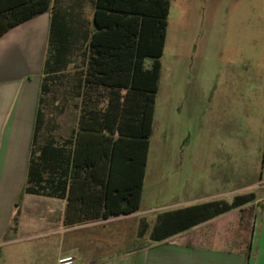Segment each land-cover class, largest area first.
I'll use <instances>...</instances> for the list:
<instances>
[{
    "label": "rangeland",
    "instance_id": "rangeland-1",
    "mask_svg": "<svg viewBox=\"0 0 264 264\" xmlns=\"http://www.w3.org/2000/svg\"><path fill=\"white\" fill-rule=\"evenodd\" d=\"M55 3L71 16L77 28L71 41L80 45L73 49L51 93L48 81L41 105V136L50 133V126L56 128V134L66 136L76 123L75 103L79 101L71 87L85 70L82 33L92 28V0ZM47 12L5 36L19 44L18 59L25 60L32 72L39 60L42 63L47 46ZM159 60L161 70L140 208L126 226L120 221L110 226L101 221V229L96 225L77 233L96 240L101 232L99 249L95 243L81 247L85 253L94 251L81 264H129L131 257L120 259L117 250L125 252L147 245L145 236L133 241L142 217L149 220L167 210L210 200L226 187L237 192L260 191L251 183L260 175L264 179V0H169ZM21 194H17L13 205L19 204ZM41 214L48 217V210L43 207ZM243 215L247 219L242 224L237 211L228 222L230 225L234 221L235 239L245 234L242 231L250 226L254 213L246 208ZM19 217L21 212L15 208L11 225ZM110 227L118 235L123 232L119 247L107 239ZM26 228L15 235L11 228L3 235V242L18 239L0 247V264H56L58 255L78 252L67 242V232L35 236Z\"/></svg>",
    "mask_w": 264,
    "mask_h": 264
},
{
    "label": "trees",
    "instance_id": "trees-1",
    "mask_svg": "<svg viewBox=\"0 0 264 264\" xmlns=\"http://www.w3.org/2000/svg\"><path fill=\"white\" fill-rule=\"evenodd\" d=\"M92 5V28L81 37L86 54L84 82L90 92L101 86L106 104L101 107V130L97 111L88 112L91 127L84 129L87 138L83 154L90 160V185L81 200V217L77 221L129 214L139 207L169 10V0H92ZM47 11H50L47 48L21 192L50 196V157L55 149L51 153L49 133L41 136L44 124L41 105L48 81L67 68L73 49L80 45L71 41L77 28L71 16L61 11L54 0H0V38L11 28ZM128 122L132 126L129 132L124 127ZM78 144L79 137L72 150L74 158ZM120 154L130 155L132 161L131 183L121 195L112 194L115 189L111 180L113 160ZM101 156L108 160L104 184H101ZM58 184L56 179L55 185ZM253 199L254 195L248 193L234 196L229 203L210 201L160 213L150 236L154 241L161 240ZM117 201L124 205L111 209Z\"/></svg>",
    "mask_w": 264,
    "mask_h": 264
},
{
    "label": "crops",
    "instance_id": "crops-1",
    "mask_svg": "<svg viewBox=\"0 0 264 264\" xmlns=\"http://www.w3.org/2000/svg\"><path fill=\"white\" fill-rule=\"evenodd\" d=\"M60 9L63 12H67L62 7ZM48 12L46 37L48 36L50 20V11ZM9 31L0 38V247L17 241L18 238L7 239L4 242L1 241L3 235L9 229L11 230V228H13L14 235L24 227H27L25 230L28 229L27 231H31V234H35V236L37 234L50 235L62 231V233L67 232L70 234V239L67 242L71 244L74 250L78 251L75 254H67L75 256L79 262H82L87 260L86 257L90 254L93 255L94 251L91 250L85 253L83 250H80L81 247H84L86 243H95L93 244L94 247L99 249L101 247V232L96 240L87 239L85 234L78 235L77 233L93 228L96 225L101 229V221H104V225H106L105 223H109L107 224L109 226L114 221H120L122 225L126 226L128 221L133 219L140 208L145 173L140 204L135 212L110 215L106 219L77 221L81 217V200L85 198L87 188L90 185V166H88L90 160L86 153L83 154V143L84 139L87 138L84 129L91 127L89 124L91 115L88 112L97 111L98 128L101 130V107L106 104V97H101V86L90 92L84 82L85 76L83 72L82 75L76 78L75 83L71 87L74 91V98L79 101L77 104L75 103V107L78 110L75 125L69 127V133L66 136L56 134V128L54 129L52 126L49 128L51 153L55 149L54 154H51L50 157L51 195L46 196L23 192L20 195L19 204L13 205L17 194L21 192V188L25 183L37 97L47 46L44 48L43 61L41 59L42 63L39 60L36 64L37 71L32 72L27 67L28 63L25 60L21 62L18 59L21 57L19 55V44L12 39L5 38ZM63 71L57 72L50 78V93L52 92L51 86L54 84L55 79H58ZM30 74H33L35 77L31 78ZM124 94L125 91L122 90L121 95ZM124 127L128 132L132 129L129 122L126 125L124 124ZM43 129L44 124L41 130ZM116 135L117 132H115L114 136ZM77 137H79L78 152L74 158L72 150L76 146ZM107 161L105 157L101 156V184H104L106 180ZM113 163L114 174L111 180L115 191L112 194L121 195L124 193L128 182L129 184L131 183V156L120 154L114 158ZM59 171L60 174L58 173ZM56 179L59 180L57 186L55 185ZM263 183L264 179L262 175H260L258 181L251 183V186L259 187L260 191L258 194L252 190L237 192L232 188L226 187L225 190L222 189V192L213 195L210 200L198 201L197 203L180 207L200 205L210 201L229 203L236 195L248 193L254 195L252 201L240 207L202 221L161 240L154 241L150 236L157 216L149 220H144L142 217L136 226V235L133 237V241L136 242L145 236L143 239L147 240V245L133 247L129 249L130 251L126 250L125 252L117 250L121 253L120 259L122 257H131L129 264H264ZM226 186H228V183ZM4 193H6V196L3 199L1 196ZM123 205V203L117 201L111 209L115 210ZM43 207L48 210V217L46 218H43L41 214ZM15 208L18 209L19 214L21 212V217H19L20 220L17 223L11 225ZM246 208L252 209L254 216L250 219V226L242 231L245 234L239 239H235L234 232L232 231L234 221H231L230 225H228V222L234 216V211L239 212L240 217H242L241 224L246 222L247 218L245 216L247 215H243ZM148 228H150L149 233L145 235ZM122 233L120 232L118 235L117 230L110 227L107 239L112 244H118L117 247H119V244L123 242L124 235ZM115 246L112 248L115 249ZM58 257L59 255L56 257V260Z\"/></svg>",
    "mask_w": 264,
    "mask_h": 264
},
{
    "label": "built area",
    "instance_id": "built-area-1",
    "mask_svg": "<svg viewBox=\"0 0 264 264\" xmlns=\"http://www.w3.org/2000/svg\"><path fill=\"white\" fill-rule=\"evenodd\" d=\"M56 264H81L77 258L71 254L61 255L57 258Z\"/></svg>",
    "mask_w": 264,
    "mask_h": 264
}]
</instances>
